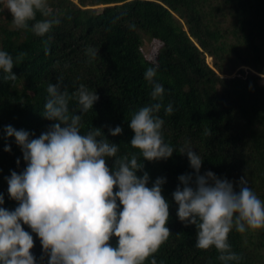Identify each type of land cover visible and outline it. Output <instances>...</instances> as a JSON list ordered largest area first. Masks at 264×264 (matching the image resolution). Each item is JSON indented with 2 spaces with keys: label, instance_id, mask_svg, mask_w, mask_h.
I'll return each mask as SVG.
<instances>
[{
  "label": "trees",
  "instance_id": "1",
  "mask_svg": "<svg viewBox=\"0 0 264 264\" xmlns=\"http://www.w3.org/2000/svg\"><path fill=\"white\" fill-rule=\"evenodd\" d=\"M3 4L0 0L1 10ZM49 5V17L38 11L36 19L57 17L60 23L44 35L30 26L18 28L10 10L0 12V47L14 57L26 53L13 68L14 80L0 74V192L5 206L19 203L8 193L6 176L27 164L16 138L5 136V125L35 136L46 131L54 123L43 115L50 82L62 77L69 92L81 83L96 89L99 99L83 114L81 131L100 127L120 144L118 155L139 153L130 144L135 133L129 121L134 111L154 102L153 85L144 73L158 64L155 79L166 89L163 104L174 107L172 113L162 108L159 115L176 152L166 159L140 157L144 169L138 174L147 170L150 185L158 176L167 177L163 193L170 201L172 233L153 255L157 264H224L215 246L196 247L198 229L179 219L172 193L181 174L195 172L187 154L179 152L190 140L204 159L202 173L211 169L228 177L237 191L245 176L264 199V0H49ZM145 36L157 42L150 56L143 49ZM89 46L100 50L94 59L86 52ZM76 105L73 97L70 108L79 113ZM116 125L123 131L113 135L109 129ZM6 143L11 151L5 150ZM108 163L113 166L115 158ZM33 235L32 251L46 264L40 238ZM116 241L113 236L110 243ZM229 241L241 257L230 264H263L264 228L244 233L233 228ZM144 264H151V257Z\"/></svg>",
  "mask_w": 264,
  "mask_h": 264
},
{
  "label": "clouds",
  "instance_id": "2",
  "mask_svg": "<svg viewBox=\"0 0 264 264\" xmlns=\"http://www.w3.org/2000/svg\"><path fill=\"white\" fill-rule=\"evenodd\" d=\"M18 28L31 27L37 35L49 33L59 18L36 19L40 11L49 17V0H3ZM29 21H34L29 25ZM50 51V49L48 50ZM98 49H86L90 58ZM26 53L15 57L0 47V74L4 80L17 77L13 71ZM159 65H149L145 78L153 85L148 103L134 111L130 127L134 136L130 144L139 153L120 152V144L111 141L100 127L82 132V117L99 99L96 89L81 83L75 92L63 87L62 77L50 82L43 115L53 120L46 131L35 136L30 130L5 125V136L15 137L21 146L26 167L6 176L8 193L19 203L5 206L0 192V264H41L32 251L33 233L38 234L47 256L46 264H144L156 253L172 233L168 226L170 201L163 193L167 177L158 176L151 185L143 160L166 159L176 149L164 135L163 108L172 113V103L163 104L165 86L156 80ZM75 97L78 111L70 108ZM109 131L120 134L121 125ZM11 151V144H5ZM186 153L194 173H184L174 192L177 215L186 225L195 224L196 247L220 250V260L230 264L241 257L232 251L229 233L264 228V199L249 186L245 176L240 188L228 177L212 171L202 173L204 159L186 140L179 151ZM115 158L109 166V158ZM20 158H17L19 164ZM115 189V190H114ZM30 226L31 231L24 225ZM117 237L115 244L110 243ZM43 260V256L41 257ZM163 264V262H160Z\"/></svg>",
  "mask_w": 264,
  "mask_h": 264
},
{
  "label": "rangeland",
  "instance_id": "3",
  "mask_svg": "<svg viewBox=\"0 0 264 264\" xmlns=\"http://www.w3.org/2000/svg\"><path fill=\"white\" fill-rule=\"evenodd\" d=\"M3 1V0H2ZM2 10H9L7 9L6 5L3 4L2 6ZM0 9V12L2 11ZM226 20H224V25L228 24V21L226 22ZM157 45V42L156 41H153L151 39H149V37L145 36V42L143 44V49H144V52L147 56H150L151 55V52H152V49ZM209 61H211V58H209ZM252 232H255L256 229H251L249 228ZM263 253H264V250H263ZM262 263L264 264V259L262 260Z\"/></svg>",
  "mask_w": 264,
  "mask_h": 264
}]
</instances>
